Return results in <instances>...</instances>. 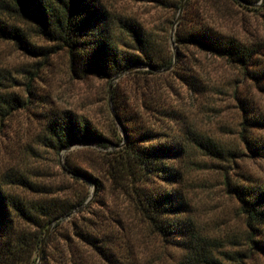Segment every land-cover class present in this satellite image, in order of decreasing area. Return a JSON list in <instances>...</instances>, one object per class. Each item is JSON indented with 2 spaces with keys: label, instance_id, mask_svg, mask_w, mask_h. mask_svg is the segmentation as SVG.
I'll use <instances>...</instances> for the list:
<instances>
[{
  "label": "trees",
  "instance_id": "trees-1",
  "mask_svg": "<svg viewBox=\"0 0 264 264\" xmlns=\"http://www.w3.org/2000/svg\"><path fill=\"white\" fill-rule=\"evenodd\" d=\"M131 1L177 13L182 0ZM258 2L187 0L174 30L173 63L168 31L149 29L136 17L110 9L104 0H0V41L45 56L48 51L33 44L5 15L28 22L48 42L66 51L76 79L93 76L109 84L121 71L139 67L113 85L111 106L120 127L111 122L110 137L86 113L41 109L44 147L59 153L70 146H94L91 161L97 167L81 169L66 160L62 174L73 186L81 177L91 182L96 194L91 203L61 221L58 218L87 197L75 195L73 186L41 182L36 170L1 169L0 264H37L42 238L52 223L39 264H138L133 230L137 224L161 244L181 249L171 264H224L222 260L244 264L254 255L264 258V182L223 173L226 194L236 200L246 227L243 243H231L244 249L232 253L220 240L202 232L181 188L186 169H200L195 162L187 166L185 157L191 148L223 162L234 156L230 148L186 122L180 87L195 97L215 91L198 74L200 61L191 51L225 62L264 93V40L247 39L225 26L240 11L259 12L264 18V1L249 6ZM238 19L242 23L243 17ZM27 91L37 97L30 84ZM235 99L244 112L238 131L243 149L263 155L264 140L252 132L264 128V117L248 109L245 100ZM28 103L4 90L0 81V125ZM115 197L123 198L131 210L113 208L108 198ZM93 205L99 210H90Z\"/></svg>",
  "mask_w": 264,
  "mask_h": 264
},
{
  "label": "rangeland",
  "instance_id": "rangeland-1",
  "mask_svg": "<svg viewBox=\"0 0 264 264\" xmlns=\"http://www.w3.org/2000/svg\"><path fill=\"white\" fill-rule=\"evenodd\" d=\"M104 2L115 12L136 17L147 28L162 31L164 34L168 31V35L177 14L153 4L131 0ZM5 16L21 27L33 44L48 52L45 56L34 55L17 47L13 42L0 41V81L3 89L30 101L26 107L12 111L0 125V170L7 166L32 169L40 172L38 179L41 182L51 183L55 187L64 184L72 188V181L62 174L64 163L67 160L81 169L94 166L91 161L94 158L91 152L94 146L80 144L59 153L44 147L40 143L43 134L41 109H69L86 113L110 137V123L117 122L109 109V84L93 76L85 79L74 78L65 50L48 42L37 32L34 25L11 18L7 14ZM241 16L242 23L238 19ZM238 18L226 21L225 26L239 31L247 39L264 40V18L261 13L240 11ZM191 52L200 61L198 74L215 91L195 97L189 95L184 87H180L186 122L191 129L209 135L223 147L230 148L234 156L229 162H223L209 159L191 148L185 157L187 166L195 162L200 169L188 167L181 188L189 200L191 217L202 232L220 240L225 245L224 249L231 253L241 251L244 246L231 243H243L242 234L246 229L244 218L237 210L236 200L226 194L223 173L228 172V176L234 179L264 182V154L253 155L244 151L239 140V123L244 112L235 99L238 96L245 100L248 109L264 117V93L258 91L252 82L242 78L225 62L195 49ZM29 84L37 97L28 94ZM125 85L123 82L122 88ZM252 134L264 140V128L253 129ZM94 167H97L96 164ZM82 181L85 180L81 177L77 183L74 182V194L90 198L88 203H91L96 194L95 188L91 182L85 181L82 184ZM108 200L112 201L116 210H131L121 197ZM90 210L99 209L93 205ZM133 230L136 235L134 241L138 264H149L152 260L153 264H171L182 253L180 248L161 244L159 239L147 235L146 230L138 224ZM157 258H161V261ZM244 261V264H264V258L257 255ZM222 262L232 264L231 261Z\"/></svg>",
  "mask_w": 264,
  "mask_h": 264
},
{
  "label": "water",
  "instance_id": "water-1",
  "mask_svg": "<svg viewBox=\"0 0 264 264\" xmlns=\"http://www.w3.org/2000/svg\"><path fill=\"white\" fill-rule=\"evenodd\" d=\"M264 0H260V2L256 3V4H249V6H258L260 5V3H262ZM186 2L187 0H182L181 3H180V7L177 11V14H176V17H175V20L172 24V27L170 29V35H169V38H170V46H171V50L173 52V63L175 62L176 60V49H175V44H174V40H173V34H174V30H175V27L177 26L179 20H180V17L183 13V10L185 8V5H186ZM139 67L138 66H133V67H130V68H127L123 71H121L120 73H118L109 83V86H108V103H109V109H110V112L112 114V116H114V113H113V110H112V106H111V94H112V88H113V84L115 82H117L119 79H121L123 76H125L127 73L131 72V71H134L136 69H138ZM169 69V68H168ZM117 122V126L120 127V124L119 122L116 120ZM121 134L123 135V132L121 130ZM74 146H70L68 147L67 149L65 150H69L71 148H73ZM85 180V179H84ZM93 188H95V186L93 185ZM90 201V198H87V200L80 206L76 207L73 211H71L69 214L65 215V216H62L60 218H58V220H67L70 216L76 214L81 207L85 206L86 204H88V202ZM52 224H50L48 226V228L46 229L45 233H44V236L42 238V241H41V244H40V248H39V252H38V260H37V264H39L40 262V259H41V255H42V251H43V248H44V245H45V242H46V239L52 229Z\"/></svg>",
  "mask_w": 264,
  "mask_h": 264
}]
</instances>
